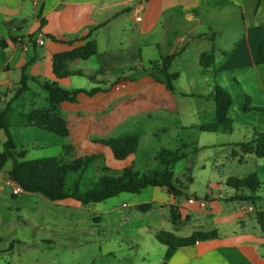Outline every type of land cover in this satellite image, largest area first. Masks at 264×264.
Listing matches in <instances>:
<instances>
[{"label": "crops", "instance_id": "1", "mask_svg": "<svg viewBox=\"0 0 264 264\" xmlns=\"http://www.w3.org/2000/svg\"><path fill=\"white\" fill-rule=\"evenodd\" d=\"M200 12L221 20L233 12L240 15L234 23L236 29L225 33L222 43L217 44L219 35L215 30L192 35L201 25ZM177 16L195 23L179 33L175 23ZM92 30L97 53L67 64L68 70L82 71V74L57 77L54 55L84 45V38ZM199 40L212 44L200 54V70L196 74L200 78L196 84L204 81L207 92L204 96L209 97L216 85L227 90L232 97L228 116L233 120V131L227 136H220L226 134L223 132H209L210 137L203 140L196 132L205 133L199 126L214 119L212 105L209 111H204L203 117L200 116L204 109L201 106L196 109L187 104L181 106V101L175 99L176 86L171 90L155 69L175 51L184 48L175 61L185 56ZM263 42L264 0H0V112L9 102L18 115L48 108V93L39 81L57 82L69 90L100 87L102 90L92 96L81 93L77 102L61 103L69 136L62 137L39 127L15 125L12 130L17 146L26 148V156L30 149L47 144L61 147L60 157L66 144L75 147L71 158L98 154L100 157L90 168L97 173L94 177L86 175L91 179L101 175L105 168L114 175L126 167L148 172L158 167L156 155L162 148L180 149L187 153L184 178L190 181L194 180L198 155L209 151L200 162L206 169V161L213 158L212 150L219 148L226 151L221 158L222 165L238 162L244 166L243 174L237 177L256 172L264 182V156L245 152L237 145L251 140L256 132L264 133V112L244 110L248 97L252 107L264 108V63H255ZM211 50H214L215 61L211 67H203L201 56ZM173 64L170 72L176 73L175 80H178L181 71H174ZM24 67L29 76L27 87L16 95ZM191 80L184 88L193 94L198 89ZM140 91L153 98L138 103L122 100V96ZM189 110L198 115L187 116ZM125 134L138 135L139 145L135 153L124 160L116 159L111 148L98 141ZM163 134L169 139L167 143L160 141ZM6 139L5 131L0 129L3 148ZM152 144L153 148L147 151V146ZM214 161L218 166V161ZM8 163L0 170V190L4 189L6 180L13 188L19 186L9 176L12 164ZM207 178L208 191L204 196L185 190L187 196L175 197L165 187L153 186L137 194L138 208L143 203L154 202L155 207L174 210L179 217L174 222L179 226L189 225L187 236L199 229L218 232L216 238L179 247L170 259L163 258L160 264H264V230L256 217L257 211L264 209V189L253 193L247 188L229 186L228 178L220 175ZM224 185L229 189L223 191ZM234 196L259 199H233ZM190 197L195 201H190ZM202 199L206 200V206H201ZM62 201L81 203L72 198ZM136 230L127 229L128 232ZM175 234L186 236L179 231ZM164 249L166 253L167 246Z\"/></svg>", "mask_w": 264, "mask_h": 264}, {"label": "rangeland", "instance_id": "2", "mask_svg": "<svg viewBox=\"0 0 264 264\" xmlns=\"http://www.w3.org/2000/svg\"><path fill=\"white\" fill-rule=\"evenodd\" d=\"M238 15L239 12H233L221 20L217 17H207L204 12H200L198 17L201 19V25L193 30L192 35L207 34L215 30L219 35L217 44L222 43L225 33L229 34L236 29L234 23ZM175 23L179 26V33H183L185 27L195 22L177 16ZM210 25H213L211 29ZM187 41H191L190 38H187ZM211 44L210 41L199 40L195 47L190 48L185 56L173 64L174 71H181V78L173 80V85L177 88L175 99L181 101V106L187 104L195 109L201 106L204 108L200 113L202 117L205 116V110L211 109V105L215 112L214 100L204 96L207 95L206 83L202 81L198 86L196 84L200 78L196 76L200 70V54L203 50L210 49ZM77 78L82 80V77ZM190 79V82L194 83L193 87L197 86L198 89L193 94L184 88ZM122 98L138 103L153 97L145 91H140ZM190 114L198 115L192 110L186 113L189 117ZM210 135L209 132H196V136L201 140L209 138ZM220 136H227V133ZM160 141L167 143L169 139L163 134ZM147 147L149 151L153 144ZM2 150L0 143V152ZM64 152L62 156L65 155ZM212 152L213 158L206 161V169L200 166V162L209 155V151L205 150L198 155L193 181L184 178L188 161L182 159L176 164L174 174L180 179L179 185L184 190L204 196L208 191L207 177L216 174L227 179L243 174L244 166L241 167L238 162L222 165L221 158L226 151L218 148ZM229 152L232 155L231 149ZM60 153L61 147L47 144L30 149L25 159L60 157ZM214 159L218 161V166L215 165ZM96 173L93 168L89 169L86 175L94 177ZM7 181L4 183V189L0 190V264H160L165 255V246L156 239V231H179L186 236L189 234V225H177L170 217L169 207L162 209L153 204L145 211L139 209L136 206L137 194L123 192L101 202L72 204L52 201L36 193L21 192L14 196L13 186ZM228 189L229 187L224 185L223 191ZM129 227L137 230L128 232Z\"/></svg>", "mask_w": 264, "mask_h": 264}, {"label": "trees", "instance_id": "3", "mask_svg": "<svg viewBox=\"0 0 264 264\" xmlns=\"http://www.w3.org/2000/svg\"><path fill=\"white\" fill-rule=\"evenodd\" d=\"M93 30L84 39L86 43L70 51L57 53L54 55V71L57 77H65L73 73L82 74V71L73 72L68 70L67 64L75 60H85L97 53L96 41L91 38ZM2 44V42H1ZM184 48L175 51L165 59L155 69L162 74L165 82L171 90H174L173 80L176 73H171L170 68L175 59L182 53ZM215 61L214 50L204 52L201 56V65L211 67ZM256 64L264 63V42L259 48V55L255 59ZM94 78L93 75L90 76ZM29 76L23 68V75L17 94L27 87ZM48 93V108L34 109L28 113L20 115L14 110L9 102L0 112V129L6 134L4 148L0 152V170L4 169L8 162H11L9 176L13 178L24 192L40 194L52 201H62L69 198L75 199L83 204L90 202H101L111 197H115L123 192L139 194L149 186L165 187L170 194L175 197L187 196L174 174L176 164L187 157V153L180 149L162 148L156 155L158 167L148 172H139L133 167H126L118 175L110 173L109 168H105L101 175L95 179L87 178V171L100 157L98 154L69 157L75 147L72 144L64 146L65 155L61 157L48 156L35 159H25L27 150L24 146L20 149L15 141L12 128L17 126H34L43 130L56 133L62 137L69 136L67 119L62 115L60 105L63 102H77L78 95L85 93L94 95L102 88L94 87L87 89H65L57 82L39 81ZM1 96V91H0ZM210 97L215 102V117L211 122L202 124L199 129L210 133H231L233 131V120L228 116L229 107L232 104L230 93L223 87L216 85ZM257 109L264 112L262 107H252L250 97L247 98L244 110L246 112ZM98 141L109 146L116 159L124 160L135 153L139 145V136L136 134H125L115 137L99 139ZM245 152H254L258 156H264V133L256 132L254 137L248 141L237 144ZM76 174V176H72ZM226 183L236 189L247 188L253 193L264 189V182L259 179L256 172H252L244 177H229ZM233 199H248L255 201L256 196H234ZM154 202L143 203L139 209L145 211L153 206ZM171 217L176 221L179 217L172 210ZM260 227L264 230V209L256 213ZM156 239L167 246L164 260L170 259L179 247L194 245L198 241L208 240L218 237L217 230H196L189 236H180L172 231L159 230L155 233Z\"/></svg>", "mask_w": 264, "mask_h": 264}, {"label": "built area", "instance_id": "4", "mask_svg": "<svg viewBox=\"0 0 264 264\" xmlns=\"http://www.w3.org/2000/svg\"><path fill=\"white\" fill-rule=\"evenodd\" d=\"M35 2H37V1H35ZM137 20L140 21L141 17L138 16ZM39 42H41V40H39ZM21 192H23V189L20 186H14V188H13V193L14 194H19ZM189 200L190 201H195V198L194 197H190ZM200 204H201V206H206V200H204V199L200 200Z\"/></svg>", "mask_w": 264, "mask_h": 264}, {"label": "water", "instance_id": "5", "mask_svg": "<svg viewBox=\"0 0 264 264\" xmlns=\"http://www.w3.org/2000/svg\"><path fill=\"white\" fill-rule=\"evenodd\" d=\"M12 180H13V178L12 177H10Z\"/></svg>", "mask_w": 264, "mask_h": 264}]
</instances>
